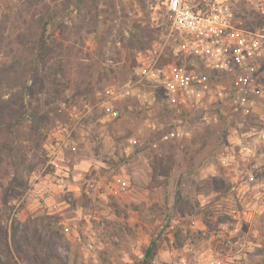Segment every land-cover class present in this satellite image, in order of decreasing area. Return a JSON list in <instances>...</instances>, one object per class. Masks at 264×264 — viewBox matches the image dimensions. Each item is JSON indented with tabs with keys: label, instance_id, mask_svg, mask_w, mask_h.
Wrapping results in <instances>:
<instances>
[{
	"label": "rangeland",
	"instance_id": "rangeland-1",
	"mask_svg": "<svg viewBox=\"0 0 264 264\" xmlns=\"http://www.w3.org/2000/svg\"><path fill=\"white\" fill-rule=\"evenodd\" d=\"M170 34L162 0H0V227L58 264H264V52L173 94Z\"/></svg>",
	"mask_w": 264,
	"mask_h": 264
},
{
	"label": "built area",
	"instance_id": "built-area-1",
	"mask_svg": "<svg viewBox=\"0 0 264 264\" xmlns=\"http://www.w3.org/2000/svg\"><path fill=\"white\" fill-rule=\"evenodd\" d=\"M162 5L170 14V36L177 33L179 45L174 61L161 65L165 46L158 43L148 73L170 93L194 92L201 82L200 68L221 70L231 58L243 65L264 52V34L236 23L232 0H162ZM248 94L246 89L242 103ZM64 143H56L50 164L56 165L54 158L62 154Z\"/></svg>",
	"mask_w": 264,
	"mask_h": 264
},
{
	"label": "trees",
	"instance_id": "trees-1",
	"mask_svg": "<svg viewBox=\"0 0 264 264\" xmlns=\"http://www.w3.org/2000/svg\"><path fill=\"white\" fill-rule=\"evenodd\" d=\"M17 227H13L11 232L7 227H0V264H20V260H24L29 264H42L40 263L42 247H48L47 255L50 264L61 263L60 258L53 254L51 249L50 240L52 235L45 234L38 227L33 229L32 238H19ZM40 248L41 250H39ZM152 247L146 251V262L151 256ZM43 260V259H42Z\"/></svg>",
	"mask_w": 264,
	"mask_h": 264
}]
</instances>
